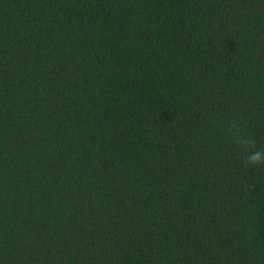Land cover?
I'll list each match as a JSON object with an SVG mask.
<instances>
[{"label": "trees", "instance_id": "1", "mask_svg": "<svg viewBox=\"0 0 264 264\" xmlns=\"http://www.w3.org/2000/svg\"><path fill=\"white\" fill-rule=\"evenodd\" d=\"M264 0H0V264H264Z\"/></svg>", "mask_w": 264, "mask_h": 264}, {"label": "clouds", "instance_id": "2", "mask_svg": "<svg viewBox=\"0 0 264 264\" xmlns=\"http://www.w3.org/2000/svg\"><path fill=\"white\" fill-rule=\"evenodd\" d=\"M234 142L243 144L246 148L252 149L248 151L243 158V166L245 168L264 166V148H256L253 140L244 139L239 136L234 138Z\"/></svg>", "mask_w": 264, "mask_h": 264}]
</instances>
